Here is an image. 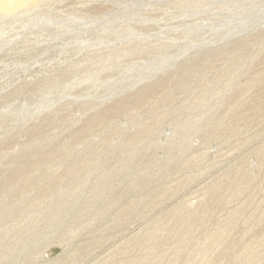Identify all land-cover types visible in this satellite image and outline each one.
Returning a JSON list of instances; mask_svg holds the SVG:
<instances>
[{
  "label": "rangeland",
  "instance_id": "rangeland-1",
  "mask_svg": "<svg viewBox=\"0 0 264 264\" xmlns=\"http://www.w3.org/2000/svg\"><path fill=\"white\" fill-rule=\"evenodd\" d=\"M0 264H264V0L0 4Z\"/></svg>",
  "mask_w": 264,
  "mask_h": 264
},
{
  "label": "bare ground",
  "instance_id": "bare-ground-1",
  "mask_svg": "<svg viewBox=\"0 0 264 264\" xmlns=\"http://www.w3.org/2000/svg\"><path fill=\"white\" fill-rule=\"evenodd\" d=\"M14 2H17V0H0V4H2L5 7H9L13 5Z\"/></svg>",
  "mask_w": 264,
  "mask_h": 264
}]
</instances>
